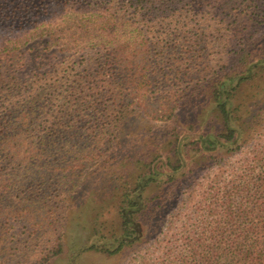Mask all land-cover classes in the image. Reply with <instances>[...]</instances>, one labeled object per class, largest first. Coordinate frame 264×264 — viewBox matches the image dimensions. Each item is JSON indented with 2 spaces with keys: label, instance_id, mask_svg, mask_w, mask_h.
I'll return each mask as SVG.
<instances>
[{
  "label": "trees",
  "instance_id": "16d2710c",
  "mask_svg": "<svg viewBox=\"0 0 264 264\" xmlns=\"http://www.w3.org/2000/svg\"><path fill=\"white\" fill-rule=\"evenodd\" d=\"M55 1L52 4L56 6L36 9L37 5L31 6L32 0H0V243L4 218L33 210L56 213L51 204L43 203L44 197L35 204L39 197L35 188L44 186L48 176L42 170L53 169L47 147L62 140L70 148L71 141L63 139V135L73 133L77 119L87 116L85 125L93 134V147H103L106 152L114 149L118 120L125 111L140 105L129 97L147 99L152 84L157 86L151 74L163 72L169 58L175 78L180 76L182 59H186L187 69L193 65L196 70L197 82L188 90H178L179 85L171 87L159 111L149 116L169 123L184 96L191 95L198 84L206 85L201 95L208 98L219 122V128L211 131L203 129L205 121L199 126L192 123L184 131L175 130L169 142L170 153L164 160L159 164L144 162L130 184L120 183L119 233L101 232L99 209L103 205L96 203L99 208L91 209L88 240L69 257V264H73L80 251L112 255L142 238L141 221L149 206L145 196L148 188L178 182L191 171L192 164L213 157L220 150L232 155L249 141L244 103L235 101L243 86L264 80V0H74L67 6L68 0ZM55 18L63 25L50 31L45 50L58 32L62 34L71 22L83 20H96L105 35L119 30L121 23L130 26L132 50L126 55L104 37L88 36L86 53L80 52L77 45L68 46L65 49L74 52L70 61L51 64L52 70L40 62L43 70L34 72L31 78H18L16 72L26 62L21 47L35 34L42 37ZM226 21L233 29L227 32L221 25V34L219 23ZM254 35L262 41L252 51L249 44ZM220 44V59H214L213 66L198 61L207 46L211 55ZM92 59L95 63L91 66ZM90 88L93 94L89 93ZM121 100L127 101L119 103ZM262 130L264 120L253 126V139ZM188 145L194 149L190 156L186 154ZM88 152L64 160L71 182L75 183L83 161L97 156L95 151ZM219 156L223 160L224 156ZM106 158L107 163L110 159ZM212 160L213 164L219 163ZM258 161L264 166V159ZM240 184L234 185V194L239 191L246 202L230 207L232 197L228 192L225 199L213 200L216 206H226L225 227L221 230L217 226L216 231H201L186 238V248L177 255L178 264H264V169L253 176V186L248 181ZM106 194L104 191L101 197ZM63 195V190L55 193L58 198ZM62 251L59 236L51 249L39 255V260L43 263Z\"/></svg>",
  "mask_w": 264,
  "mask_h": 264
},
{
  "label": "rangeland",
  "instance_id": "374dc122",
  "mask_svg": "<svg viewBox=\"0 0 264 264\" xmlns=\"http://www.w3.org/2000/svg\"><path fill=\"white\" fill-rule=\"evenodd\" d=\"M52 1L55 0H32L31 6L37 5L36 9L56 6ZM72 2L74 0H68L66 6L73 4ZM60 6L61 4L58 5ZM52 21L46 26L48 30L44 31L42 37L35 34L34 38H30L21 47L26 55V62L24 67L16 72L18 78H31L34 72L43 70L44 68L39 67L40 62L48 64L45 67L52 70L54 67L51 64L54 65L61 60L64 63L70 61L72 59L70 56L74 52L67 51L65 48L68 46L77 45L80 52L86 53L84 45L88 36L91 39L93 36L104 37L113 47L125 51L126 55L132 50L130 26L121 23L119 30L105 35L97 26L96 20L71 22L62 34L58 32L55 40H50L52 42L45 50L43 47L50 31L63 25L58 18ZM219 24L222 28L221 34L223 27L227 32L233 29V25L228 21ZM257 38L254 35L249 44L252 51H255L259 41H262L261 38ZM221 45L214 49L212 47L211 55L208 53L210 46H207L203 58L198 61L213 66L214 59H220L217 51L221 50ZM176 56L179 57L178 54ZM193 58L191 60L194 62ZM223 58L227 59L226 56ZM225 62L228 63L229 60ZM92 63H95L94 59L90 60L89 65L92 66ZM182 63L184 65L178 68L181 71L178 78H175L174 67L169 68L170 58L165 62L163 72L156 71L151 74L157 86L152 84L147 99L129 97L130 101L140 105L135 104L137 107L134 106V110L125 111L118 120L114 134L115 147L107 151L108 153L103 147L95 148L91 144L94 137L85 125L87 116L77 119L76 130L73 133L63 135V139L71 141L70 148L64 146L62 140L47 147L48 161L53 165V169L42 170L48 176L44 186L35 188V193L40 197L35 198V204L44 197L43 203L49 206L51 204L56 213L30 210L31 212H26L22 216L4 218L2 227L5 231H2L4 237L0 243V257L3 261H0V264H69L72 252L77 251L88 240L92 227L91 209L99 208L96 203L103 205V208L99 209L101 232L119 233L117 200L120 183L125 181L130 184L142 170L144 162L157 161L159 164L164 160L170 153L169 142L175 130L184 131L191 127L192 123L199 126L201 121H205L203 129L206 131L219 128L216 111L212 109L208 98L201 95L203 90L206 91V85L202 87L197 84V89L191 95L187 93L184 96L176 110L175 118L169 123L154 121L149 116L159 111V106L166 101L165 93L171 87L179 85L178 90L195 87L197 82L195 68L191 65L187 69L186 59H182ZM207 71L210 69L207 68ZM93 92L90 88L89 93ZM126 101L121 100L119 103ZM238 101L244 103L245 127H249L246 133H251L249 141H246L240 150L232 155L220 150L214 153L213 157L208 156L201 162L192 164L191 171L183 175L178 182L148 188L145 196L149 198V206L141 221L142 238L112 255L95 250L80 251L75 256L73 264H178L177 255L186 248V238L201 231H216L217 226L220 229L224 228L226 206H216L213 200L217 197L225 199L228 192L232 197L229 206L240 205L244 201L243 195L239 191L234 194V185L248 181L253 186V176L264 169L258 161L259 158L264 159V130L258 132L253 139V126L264 120V80L257 79L243 86L236 97L235 102ZM186 147L188 156L194 154V149L191 150L190 145ZM88 151L97 152V156L95 158L89 156L84 160L81 169L77 170L75 183L71 182L68 180L70 170L64 169V160L79 152L80 155L90 153ZM219 155L224 156L223 160H220ZM106 157L110 159L108 164ZM212 159H217L219 163L213 164ZM61 190L64 195L56 197L55 193ZM104 191L107 194L101 197ZM59 236L63 251L41 263L39 255L51 249L56 237Z\"/></svg>",
  "mask_w": 264,
  "mask_h": 264
}]
</instances>
